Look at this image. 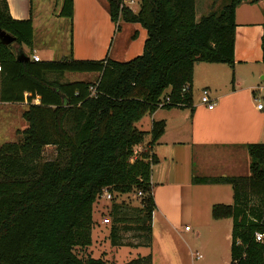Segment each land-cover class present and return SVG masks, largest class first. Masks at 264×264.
Instances as JSON below:
<instances>
[{"label":"trees","instance_id":"obj_1","mask_svg":"<svg viewBox=\"0 0 264 264\" xmlns=\"http://www.w3.org/2000/svg\"><path fill=\"white\" fill-rule=\"evenodd\" d=\"M242 1L256 0H229L196 19L195 0H140L136 12L123 0H108L112 21L121 18L145 28L141 54L125 61H46L16 57L17 50L31 55L32 21L13 18L7 1L0 0V29L15 37L9 44L0 41V101H28L22 140L0 145V264H108L74 252L91 244L93 204L104 187L116 194L140 193V228L149 245L155 157L135 152L148 133L135 122L158 108H190L196 61L233 66L235 9ZM73 12L74 0H62L59 15L72 19ZM261 40L264 59V23ZM65 71L99 75L91 81L48 77ZM164 127L162 119L152 122L150 144ZM49 144L56 145L57 156L42 159ZM246 148L248 175H194L192 181L231 184L232 203L211 207L214 219H232L230 264H264V240L255 239L256 232L264 234V142ZM110 213L109 239L117 245L120 206L113 203ZM124 264H151V258Z\"/></svg>","mask_w":264,"mask_h":264},{"label":"crops","instance_id":"obj_2","mask_svg":"<svg viewBox=\"0 0 264 264\" xmlns=\"http://www.w3.org/2000/svg\"><path fill=\"white\" fill-rule=\"evenodd\" d=\"M6 1L13 18H30L32 21L33 44L30 57L35 54L39 60H58L54 59L58 53L61 54L59 59L110 57L125 61L143 51L145 28L138 22L124 20L119 26L115 25L110 18L108 5L103 0H74L72 19L59 15V0ZM126 5L129 6V3ZM129 7L134 12L138 10V7ZM235 22L233 66L208 62H201L205 64L199 66L206 72L203 88L209 89L211 93L210 86H214L215 95L211 96L213 108H208L198 98H194V64L190 108H158L135 122L137 128L148 132L144 143L135 146V152L147 151L155 157L151 164L150 180L157 216L174 231L182 227L189 231L191 228L187 223L193 222L195 217L201 218L197 220L200 227L210 225L208 217L211 215V207L214 203H220L215 202L219 199L212 200V197L204 195L207 191L218 192V189H207L204 187L209 183L195 185L192 181V177L197 175L194 165L202 167L201 160L206 158V153H218L225 148L247 150L248 143L264 142V59L261 40L264 0L239 3L235 9ZM61 23H65L66 27ZM121 28H124V32L118 38L119 47L114 52L113 41ZM23 47L25 51L29 50L25 45ZM85 73H95V78L99 75L98 72ZM25 101L19 102L20 107ZM258 102H262L261 108L257 107ZM161 119L165 122L164 131L156 142L150 144L152 122ZM206 159L208 163L204 168L210 170V158ZM208 173L202 174H217L214 171ZM195 192L200 194L198 204L194 201ZM230 219H214L224 222H216L213 229L219 231L223 224H229ZM95 224L101 225V220L96 219ZM195 234L199 235L200 231Z\"/></svg>","mask_w":264,"mask_h":264},{"label":"rangeland","instance_id":"obj_3","mask_svg":"<svg viewBox=\"0 0 264 264\" xmlns=\"http://www.w3.org/2000/svg\"><path fill=\"white\" fill-rule=\"evenodd\" d=\"M62 2V0H59ZM127 1V0H126ZM195 16L206 14L211 10L219 9L223 4L228 3L229 0H195ZM105 4L109 5L108 0H103ZM140 0H134L129 4L133 8H139ZM122 19L119 18L115 25L119 26ZM63 27H66L65 23H61ZM124 32V28H121L117 32L113 41V51L115 52L118 47V38ZM113 37V36H112ZM110 38V41L112 40ZM14 49L16 45H12ZM24 46V45H23ZM22 46L23 50L24 47ZM61 54H56L54 59H59ZM123 61V60H121ZM204 61L195 62V76L193 81V95L194 98L200 100L203 87L205 86L206 72L199 68L200 64ZM94 74H86L85 72L65 71L63 73H48L50 79H57L59 81H74L79 79L95 80ZM211 96L215 95L214 86H210ZM29 96V93H25ZM37 98V97H36ZM35 99V98H34ZM34 99L32 102H35ZM262 103V102H261ZM23 106V107H22ZM20 107L19 102H13L12 104L0 103V145L4 142H18L22 140V130L28 125L27 121L23 118L22 112L28 107V101H25ZM146 118V117H145ZM146 120V119H145ZM146 122V121H145ZM136 124V123H135ZM138 127L140 125L138 124ZM147 133L144 135V140L147 139ZM56 145H46L42 151V159H53L57 156ZM139 153V152H138ZM206 158H210V166L212 169H205L208 160L205 158L201 160L202 167L194 165L197 176H205L202 173L215 172L217 174H211L208 176H220V175H248L250 173L249 163L250 156L247 150L225 148L218 153L208 152L205 154ZM207 161V162H206ZM197 163V162H194ZM210 172L208 174H210ZM207 176V175H206ZM195 185H200L198 182H194ZM204 188L218 189V192L212 193L207 191L204 195L212 197L215 202L226 203L227 201H233V189L229 183H209ZM199 192H195V203H199ZM230 202V203H231ZM113 203L120 206L122 219L117 223L118 234L120 236V243L113 245L109 239V230L113 224V216L110 211ZM143 204L141 202V195L137 190H133L128 193L116 194L112 192L111 200L104 197L97 198L93 204L92 219L94 226L92 227V241L90 245L85 247L76 246L74 252L81 258L88 257L102 258L108 264H124L134 258L144 257L150 255L151 264H230V243H231V228L232 219L229 224H223L220 230H214L213 226L216 222L222 224L224 221H213V217L210 215V225L205 224L204 227L198 225L200 220L195 217L193 222L187 223L191 228L189 231L178 228L174 231L160 217L157 216L156 210L152 212L151 220V239L149 245L145 237L146 231L141 226V219L143 213L140 210ZM108 216L110 221L103 223V218ZM213 220H212V219ZM100 219L101 225L95 224V220ZM224 219V218H222ZM100 226V227H98ZM200 231L199 235L195 232ZM201 257H198V254Z\"/></svg>","mask_w":264,"mask_h":264},{"label":"built area","instance_id":"obj_4","mask_svg":"<svg viewBox=\"0 0 264 264\" xmlns=\"http://www.w3.org/2000/svg\"><path fill=\"white\" fill-rule=\"evenodd\" d=\"M133 2H134V0H127V1L126 0H123V4H125V5L128 4V3L131 4ZM31 57L34 60H39V57L37 55H35V54H33ZM92 90L94 91L93 88H92ZM200 102L203 103V104H205L210 109L213 108L214 101H213V98L211 97V95L209 93V89L203 88L202 94L200 96ZM257 107L258 108H261L262 107V103L261 102H258L257 103ZM100 197H104V198H106L108 200H111V198H112V192L107 187H104L102 189V191L98 195V198H100ZM102 221H103V223H107V222L110 221V218L108 216H106V217L103 218ZM187 227L188 226H186L185 228H187ZM255 239L258 240V241H263L264 240V234L263 233H260V232H256L255 233ZM197 256L200 257L201 254L199 253ZM222 264H225V263H222Z\"/></svg>","mask_w":264,"mask_h":264},{"label":"water","instance_id":"obj_5","mask_svg":"<svg viewBox=\"0 0 264 264\" xmlns=\"http://www.w3.org/2000/svg\"><path fill=\"white\" fill-rule=\"evenodd\" d=\"M15 40V37L12 36L10 33L6 32L3 29H0V41H2L5 44L12 43ZM16 57L20 60H29L30 56L27 55L22 50H17Z\"/></svg>","mask_w":264,"mask_h":264}]
</instances>
